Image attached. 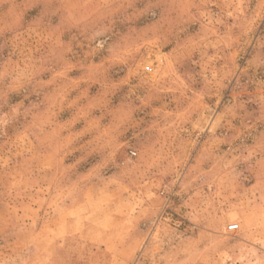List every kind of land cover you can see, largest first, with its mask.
<instances>
[{"label":"rangeland","instance_id":"obj_1","mask_svg":"<svg viewBox=\"0 0 264 264\" xmlns=\"http://www.w3.org/2000/svg\"><path fill=\"white\" fill-rule=\"evenodd\" d=\"M0 264H264V0H0Z\"/></svg>","mask_w":264,"mask_h":264},{"label":"built area","instance_id":"obj_2","mask_svg":"<svg viewBox=\"0 0 264 264\" xmlns=\"http://www.w3.org/2000/svg\"><path fill=\"white\" fill-rule=\"evenodd\" d=\"M237 227H238V225H236V224L229 225V226H228V230L234 231V230L237 229Z\"/></svg>","mask_w":264,"mask_h":264}]
</instances>
